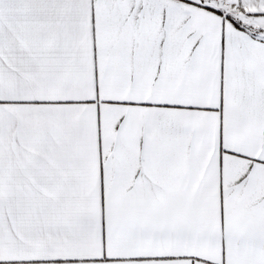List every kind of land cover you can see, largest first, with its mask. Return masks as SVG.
I'll return each instance as SVG.
<instances>
[{"label": "snow or ice", "instance_id": "obj_1", "mask_svg": "<svg viewBox=\"0 0 264 264\" xmlns=\"http://www.w3.org/2000/svg\"><path fill=\"white\" fill-rule=\"evenodd\" d=\"M0 264H264V0H0Z\"/></svg>", "mask_w": 264, "mask_h": 264}]
</instances>
